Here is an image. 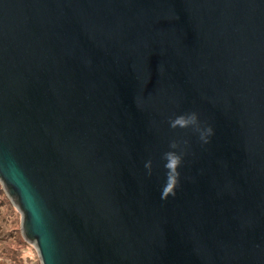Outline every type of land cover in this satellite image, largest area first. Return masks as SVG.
Here are the masks:
<instances>
[{
	"label": "water",
	"instance_id": "obj_1",
	"mask_svg": "<svg viewBox=\"0 0 264 264\" xmlns=\"http://www.w3.org/2000/svg\"><path fill=\"white\" fill-rule=\"evenodd\" d=\"M0 184L40 264H264V0H0Z\"/></svg>",
	"mask_w": 264,
	"mask_h": 264
},
{
	"label": "clouds",
	"instance_id": "obj_2",
	"mask_svg": "<svg viewBox=\"0 0 264 264\" xmlns=\"http://www.w3.org/2000/svg\"><path fill=\"white\" fill-rule=\"evenodd\" d=\"M170 129H192L198 134L199 141L202 144H208L210 137L214 135V130L211 126H202L196 112H189L176 116L168 121ZM188 141L172 140L169 143V151L162 156L164 161L163 167L165 170V183L161 189V199L166 200L168 197H175L176 189L180 183V172L178 171L183 163L185 149ZM147 175L152 174V161L148 160L144 164Z\"/></svg>",
	"mask_w": 264,
	"mask_h": 264
},
{
	"label": "rangeland",
	"instance_id": "obj_3",
	"mask_svg": "<svg viewBox=\"0 0 264 264\" xmlns=\"http://www.w3.org/2000/svg\"><path fill=\"white\" fill-rule=\"evenodd\" d=\"M0 264H40L37 252L20 231V213L0 184Z\"/></svg>",
	"mask_w": 264,
	"mask_h": 264
}]
</instances>
